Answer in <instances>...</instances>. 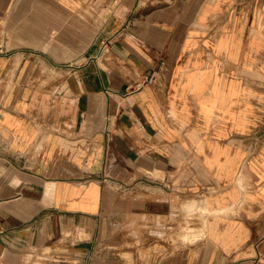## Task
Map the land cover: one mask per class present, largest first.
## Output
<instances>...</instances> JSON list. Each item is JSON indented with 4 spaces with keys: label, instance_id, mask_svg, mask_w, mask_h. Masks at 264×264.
Here are the masks:
<instances>
[{
    "label": "crops",
    "instance_id": "obj_1",
    "mask_svg": "<svg viewBox=\"0 0 264 264\" xmlns=\"http://www.w3.org/2000/svg\"><path fill=\"white\" fill-rule=\"evenodd\" d=\"M0 264H264V0H0Z\"/></svg>",
    "mask_w": 264,
    "mask_h": 264
},
{
    "label": "rangeland",
    "instance_id": "obj_2",
    "mask_svg": "<svg viewBox=\"0 0 264 264\" xmlns=\"http://www.w3.org/2000/svg\"><path fill=\"white\" fill-rule=\"evenodd\" d=\"M44 17H46V16H44ZM49 19L50 20L53 19L54 23H58V21H59L58 24L63 23L62 26L64 27V30H61V31L53 30V31L49 32V34L47 32V34H48L47 39L52 40V38H53L54 40H57L58 42L70 41L72 39V37L77 33V31H74L71 28H74V27H77V26H82V24H81L82 22L79 19H78L79 22H77L75 18H74V21L72 22V20L71 21L70 20H67V21L65 20L64 21V19L56 17L55 15L54 16L49 15ZM47 21L48 20H45L44 22H47ZM67 25H68V27H67L68 29L65 28V26H67ZM48 49H50V48H47V50ZM68 50L69 51L70 50H72V51L74 50L75 51V50H79V48L78 47H74V48L58 47L59 54H65V53L69 52Z\"/></svg>",
    "mask_w": 264,
    "mask_h": 264
},
{
    "label": "built area",
    "instance_id": "obj_3",
    "mask_svg": "<svg viewBox=\"0 0 264 264\" xmlns=\"http://www.w3.org/2000/svg\"><path fill=\"white\" fill-rule=\"evenodd\" d=\"M146 82H147V79H145L143 82L136 84V89H140Z\"/></svg>",
    "mask_w": 264,
    "mask_h": 264
}]
</instances>
